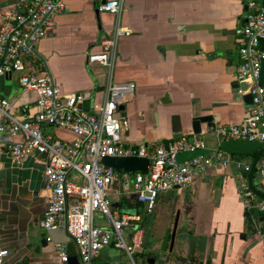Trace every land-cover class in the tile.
Segmentation results:
<instances>
[{
    "label": "built area",
    "instance_id": "1",
    "mask_svg": "<svg viewBox=\"0 0 264 264\" xmlns=\"http://www.w3.org/2000/svg\"><path fill=\"white\" fill-rule=\"evenodd\" d=\"M263 1H248L245 20L235 29L239 59L235 82L244 84L242 93L251 96L248 115L238 124L209 125L205 133L215 140L211 148L200 138L202 131L158 143L127 141L129 121L125 110L118 108L126 107L128 98L135 94V84L115 83L112 74L117 41L132 34L118 23L124 0H105L98 6L99 12L115 16L116 23L111 41L103 43L99 53L88 56L89 64L108 69L102 104L92 110L83 108L89 98L62 93L40 64L29 61L35 57L34 43L47 36L54 18L64 11L62 0H17L12 8L0 11V81L15 78L22 93L33 95L31 102L16 106L0 94V157L16 167H22L29 158L42 165L49 196L40 226L46 232L62 228L75 246L79 264H96L100 252L109 246L124 255L120 264H148L136 259L144 244L143 214L153 213L160 193L190 187L195 174L203 178L215 165L235 171L237 193L245 210H254L252 225L264 237V221L260 222L264 201L249 189L247 180L253 155L246 162L241 157L247 155L220 149L225 141L259 142L264 147V86L260 81ZM200 150L208 153L177 161L181 153ZM106 157L145 158L148 165L143 172H124L105 167L101 161ZM255 173L264 197V151L253 176ZM124 200L130 205L123 204ZM57 252L59 261L67 264L66 246H57ZM8 253L0 246V264H5Z\"/></svg>",
    "mask_w": 264,
    "mask_h": 264
},
{
    "label": "crops",
    "instance_id": "2",
    "mask_svg": "<svg viewBox=\"0 0 264 264\" xmlns=\"http://www.w3.org/2000/svg\"><path fill=\"white\" fill-rule=\"evenodd\" d=\"M16 1L0 0V11L12 8ZM101 1L88 0L89 7L83 10L85 7H82L81 0H62L64 11L56 16L54 26L47 31L44 40L38 42L41 49L46 42L51 45L67 35L63 34L65 31L74 32L73 28L64 30V27L70 26L73 19L80 18L84 21L86 15L92 17L95 15L103 33L102 37L112 36L116 17L97 10ZM144 1H140L141 10L144 9ZM146 2L147 40L140 41L137 45L140 47L139 53L145 58V67L149 74L146 73L141 78L142 84L135 85L134 95L139 97V102L133 107L129 105V108L142 110L144 113L143 118L136 119V124L144 123L146 115L148 116L151 111H157L159 127L161 125L162 129L170 134L168 138L160 141L173 138L172 125L167 114L170 112L174 114L176 109H170L184 104L182 95L187 93V90L191 91L190 97L197 96L193 105L188 106L193 115L218 117L215 123L202 125V130L206 131L209 125L238 124L248 115L249 106L243 103L244 94L239 88H235L239 64L235 29L245 20L247 13L245 7L248 1L146 0ZM105 14L108 16H103ZM121 19L122 13L118 17V23L123 27ZM123 28L129 29L132 34L121 37L135 35L131 27ZM101 44L98 41L99 47L96 51L102 50ZM35 51L38 53L36 49ZM52 55L57 53L54 51ZM39 64L42 71L48 65L47 61L45 67L44 64ZM53 79L62 93H78L76 89L67 91V88L57 83V79L54 77ZM10 83L9 78L2 79L0 88L12 85ZM13 83L16 87H9L5 90V95H1L9 98L16 106L24 101L31 102L33 98H28L26 96L28 94L22 93L17 82ZM173 86L184 91L175 92L174 98L178 104H175L173 98H169L168 106H165L162 96L165 97L166 93L163 89ZM82 91V94L89 95L86 98L90 101L92 94L84 89ZM214 105L218 106L213 107ZM33 106L32 103L28 105L30 108ZM85 107L86 110L91 108L89 104ZM156 107L159 110H156ZM181 132L183 134L182 127ZM128 133L127 141L137 144L131 141L133 139ZM0 169L11 170L9 188L5 187L3 179L0 180V246L9 252L5 264H62L57 252L59 245H65L68 253L71 251L76 255L74 244L62 228L46 232L40 226L47 208L49 191L39 161L29 158L22 167H16L7 158L0 157ZM211 177H215L216 188L221 191L219 205L216 207L211 203L210 185L203 184L202 178L199 181L194 180L188 188L175 189L184 190L188 195V200L184 202L182 194L178 192L177 195H181L178 208L181 216L184 215L185 222H188L189 232L198 239L193 258L189 263L183 264H264V237L258 233L257 228L246 223L245 207L237 193L234 180L235 171L232 168L225 170L219 168L212 171ZM48 237L50 241H47ZM187 249L185 244L180 254L181 259L188 257Z\"/></svg>",
    "mask_w": 264,
    "mask_h": 264
},
{
    "label": "rangeland",
    "instance_id": "3",
    "mask_svg": "<svg viewBox=\"0 0 264 264\" xmlns=\"http://www.w3.org/2000/svg\"><path fill=\"white\" fill-rule=\"evenodd\" d=\"M81 1H83L82 7H85L83 10H87V7H89L88 0ZM140 1L141 0H124L123 2L121 24L123 27H131L133 31H135V35L131 37H120L116 43L117 55L115 57L112 71L113 82L115 83L133 82L135 85H140L143 83L141 78L147 73L145 67L146 63L144 61L145 58L142 53H139L140 47L137 45L138 42L147 40L148 33L146 22L147 2L146 0L143 2L144 9L141 10L140 6L142 3ZM103 16H108V14ZM55 18L54 22H56ZM84 18V21L80 18L73 19L72 24H70V26L73 27H70L69 25L64 27V30L73 28L74 32H72V30L65 31L63 34L67 35L57 39L51 45L46 42L45 45L42 46V49L39 44L44 39H41L39 44L38 42L34 43V48L38 51V54L47 61L48 71L55 79H57V83L61 84L60 86H64L69 92L76 89L78 93L82 94V89H84L92 94L90 101L85 102V106L89 104L91 107L90 110H92L102 104L104 88L107 83L108 69L97 64L90 65L88 63V56L100 52L99 50L96 51L99 47L97 46L98 41L102 43V47L103 43L111 41L112 36L109 37L108 35H105L102 37L103 33L100 31L95 15L93 17L86 15ZM143 18L145 19V22ZM112 27L113 21L111 23V28ZM78 29L81 31H78ZM111 33H113V31ZM53 50L57 55H52L54 52ZM29 61L34 64H43V62L37 57H32ZM43 70L45 71L46 69L43 68ZM139 70H142L145 73H140ZM68 71L71 73H68ZM153 75L154 74H152V76ZM13 82H15V78L11 79L10 84L12 85H6L7 87L1 86L0 94L5 95L6 89L9 87L11 88V86L16 87ZM59 89L61 90L60 87ZM163 90V92L166 93L165 97L162 96L165 100V106H168L167 104L169 101H167V99L169 98H173L175 104H178L176 98H174L176 95L175 92L176 90L184 91L177 86L166 87ZM9 92H11V90ZM190 93V90H187V93L185 94L183 93L184 104L172 107L170 110L176 109L174 114H171V112L167 114L169 123L173 116H179L183 135L186 136L192 134L191 123L193 113L192 111H189L188 106L191 104L193 105L194 101L197 100V96L190 97ZM24 94H28L26 95L28 98H33L32 94ZM140 94L143 95L142 91H140ZM139 100V97L137 98L135 95L128 98V102L132 107L134 104L138 103ZM85 106L83 107L84 109L86 108ZM156 110H159V108L156 107ZM15 112L18 113L19 109H16ZM123 114L125 115V113ZM127 116L130 126V133H128V136L133 139L131 141L137 144L159 142L161 139L170 136L169 132H165L161 125L159 127L157 111H151L148 116L146 115L145 122L141 124L139 123L138 125L136 124L137 118H132L128 114ZM200 138L203 139L208 148L215 146L213 136L210 133H205V130H202ZM241 159L249 162L251 161V156H242ZM201 178L202 175L195 174L194 180L199 181ZM259 181L260 179L255 173L253 176V185L255 186L256 191L261 194L260 192L262 191L259 187ZM178 192L182 194L184 202H186L188 200V195L184 190L163 192L160 193L157 198L153 213L149 216L143 214V217L145 218L144 222L141 224L144 232V244L141 251L143 254L141 256H136L138 261L145 262L148 258H153L157 264H183L179 261L181 259L180 254L183 252L182 247L186 244V247L188 248L190 242L194 245L198 244V239L193 237L189 232L188 222H185L184 215L181 216L180 209L178 208L181 195H177ZM114 200L117 201L116 199ZM178 211L179 217L173 249L172 251H169V248L167 247L166 250L163 251V241L167 234H172L174 221ZM123 257L124 255L120 250L109 246L100 252L99 258L95 263L103 264L108 262L110 264H120Z\"/></svg>",
    "mask_w": 264,
    "mask_h": 264
},
{
    "label": "water",
    "instance_id": "4",
    "mask_svg": "<svg viewBox=\"0 0 264 264\" xmlns=\"http://www.w3.org/2000/svg\"><path fill=\"white\" fill-rule=\"evenodd\" d=\"M105 0H102L101 3H103ZM100 3V4H101ZM264 4V1H263ZM246 9V7H245ZM98 10V8H97ZM33 53L35 55V57H37L41 62H43L44 67H45V61L43 59V57H41L34 49ZM46 71L47 68L45 67ZM51 83L54 82L53 77L51 76V74L49 73V71L47 72ZM260 81L261 84L264 86V62L262 64L261 67V76H260ZM235 88H239V90L241 92H243L245 90V85L244 84H240V85H236ZM84 97H88V94H83ZM242 100L243 103L246 104L247 106H250L251 104V96L247 93L244 94L242 96ZM218 105H214L213 107H217ZM126 107L124 106H119L118 110L119 111H124ZM118 116V115H117ZM217 115H193L192 118V123H191V129H192V134L194 135H199L201 134L202 131V125H206V124H211V123H215V121H217ZM171 125H172V136L173 138L176 137H180L182 136V132H181V123L179 120L178 116H173L171 118ZM218 125V124H217ZM220 149L221 151L225 152V153H236V154H241V155H249L252 156L253 155V161L251 164V168L250 171L247 175V180H248V186L249 189L262 201H264V197L257 193L252 185V176H253V172H254V168H255V164L257 162V159L259 158V156L261 155V153L264 151V147L262 146L261 143L259 142H249V141H236V142H222L220 144ZM208 152L206 150H200V151H196L194 153H190V152H186V153H181L179 155H177V161L178 162H185L188 159L195 157V156H199V155H203V154H207ZM101 163L108 168H112L115 170H122L124 172H136V171H140L143 172L146 170L147 165H148V160L145 158H109L106 157L104 159H102ZM220 166H212L209 167L206 172L204 177L202 178V183L203 184H209L210 185V193L212 196V205L213 206H218L219 205V200H220V196H221V191L219 189L216 188V183H215V177H211L212 171L219 169ZM10 169H0V180H4L5 182V187L9 188L11 186L10 183ZM123 204L125 205H130L129 201L124 200ZM115 207L118 206L117 203L114 204ZM178 217H179V211L176 214V218L174 221V225H173V230H172V234L171 235H166L164 241H163V246H162V250H166V248H169V251H172L173 249V244H174V238H175V233H176V229H177V223H178ZM264 218H260V222H263ZM169 242V243H168ZM188 257L186 259H180L179 261L182 263H189L190 260L193 258V254L195 251V245L190 242V246L188 247ZM68 263L67 264H79L77 255H75L73 252H69L68 253ZM146 262L148 264H153L155 262V260L153 258H148L146 260Z\"/></svg>",
    "mask_w": 264,
    "mask_h": 264
},
{
    "label": "flooded vegetation",
    "instance_id": "5",
    "mask_svg": "<svg viewBox=\"0 0 264 264\" xmlns=\"http://www.w3.org/2000/svg\"><path fill=\"white\" fill-rule=\"evenodd\" d=\"M237 85V84H236ZM135 90H136V87H135ZM129 102H127V105H126V108H125V111H124V113H125V115H126V117H128L127 116V114L129 115V116H132V117H135V118H137L138 120H139V118L141 119V118H143L144 117V113H143V111L142 110H138V111H136L134 108H129ZM129 108V109H128ZM141 113H143V114H141ZM142 116V117H141ZM197 116H199V115H197Z\"/></svg>",
    "mask_w": 264,
    "mask_h": 264
},
{
    "label": "trees",
    "instance_id": "6",
    "mask_svg": "<svg viewBox=\"0 0 264 264\" xmlns=\"http://www.w3.org/2000/svg\"><path fill=\"white\" fill-rule=\"evenodd\" d=\"M237 156H241V155H237ZM134 208H136L137 209V206H135ZM244 214H245V218H246V223L248 224V226L250 225V227L252 226V218L256 215L255 214V212H254V210H250V211H247V210H245V212H244ZM254 215V216H253ZM142 251V250H141ZM143 254V252H140L139 254H138V256L140 255H142Z\"/></svg>",
    "mask_w": 264,
    "mask_h": 264
}]
</instances>
